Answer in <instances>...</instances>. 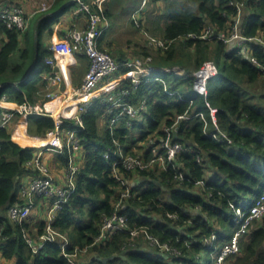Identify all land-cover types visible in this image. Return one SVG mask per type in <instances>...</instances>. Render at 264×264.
<instances>
[{
  "label": "trees",
  "instance_id": "1",
  "mask_svg": "<svg viewBox=\"0 0 264 264\" xmlns=\"http://www.w3.org/2000/svg\"><path fill=\"white\" fill-rule=\"evenodd\" d=\"M66 1L71 0H57L52 10ZM84 1L91 3V0ZM140 1L105 0L104 16L111 21L109 26L119 15L138 8ZM158 1L164 4L160 18L166 20V24L152 28L170 45L160 49L152 62L166 71H158L148 81L144 80L130 97L137 105L147 97V106L141 115L130 124L126 119L121 120L114 135L108 128L109 105L98 98L82 114L84 127L73 119L60 117V129H80L78 134L84 145L77 191L58 213L55 222L60 231L71 237L68 250L81 249L74 264H88L87 256L83 258L85 248L96 251V254L90 253L92 264H214L215 252L238 228L232 205L250 206L264 193V93L257 94L245 87L264 79V43L250 39H264V0H247L240 22L241 34L247 40L241 45L236 40L226 42L218 37L207 40L188 36L191 33L200 35L209 25L229 37L238 15L237 0L151 2ZM78 4L72 2L68 8ZM39 17L25 32L0 21V99L6 94L7 101L30 102L43 109L47 100L43 75L51 71L46 59L55 53L50 46L44 47L42 34L45 30L53 32L51 26L55 17L40 21ZM157 17L147 19L151 22ZM144 20L141 18L140 21L143 23ZM100 45L103 48L102 40ZM245 46L247 51L243 52ZM17 50L21 51L20 60L11 67V56ZM141 50L143 54L151 55L147 48L142 46ZM120 52L117 51V59H128L121 57ZM79 58L83 56L79 55ZM210 60L219 67L220 74L208 81L209 92L205 95L197 87L196 73ZM9 69V77H4ZM87 69L82 67L81 72ZM127 71L121 67L118 74ZM130 82L127 79L124 84ZM166 87L179 94H169ZM211 106L217 109L218 125L212 117ZM5 110L0 105V118ZM181 115L187 117L178 121ZM177 121L178 132L173 135L174 140L203 153L202 163L197 161L194 151L178 155V165L191 180H178L172 169H164L157 163L147 170L136 171H125L119 165L121 176L127 180V186L124 185L113 171V164L119 158L115 153L122 150L144 154L146 161L150 160L151 147L164 140L166 128ZM12 122L18 123L14 133L11 123L0 128L2 257L14 264H73L61 254L58 241L49 242L39 253H33L23 238L21 226L8 217L9 206L18 200L20 181L27 175L36 174L26 166L36 147H32L35 141L29 140L25 133L36 135L35 139L46 137L57 128V122L46 111L28 115L16 113ZM136 130L139 133L135 140L151 143L142 153L134 152L131 145ZM205 130L224 133L231 142L216 140ZM47 139L50 140L45 138L43 142ZM108 152L110 157L106 156ZM51 156H55L54 163L59 167H64L68 161L65 152H50ZM199 180H205V186L199 185L205 189L203 191L195 190ZM126 188L131 194L124 199L122 193ZM120 200L122 212L128 216L127 231L95 243L102 230L103 218L115 211V204ZM33 226H37L39 232L44 230L43 223L38 221ZM133 229H145L146 232L139 231L133 236ZM148 234L171 245L176 252L149 246ZM240 245L241 251L231 254L226 264H264V216L250 225L249 232L241 237Z\"/></svg>",
  "mask_w": 264,
  "mask_h": 264
},
{
  "label": "built area",
  "instance_id": "2",
  "mask_svg": "<svg viewBox=\"0 0 264 264\" xmlns=\"http://www.w3.org/2000/svg\"><path fill=\"white\" fill-rule=\"evenodd\" d=\"M105 0H96L92 4L86 3L84 0H78L80 3L79 12H83L86 18L85 25H79L76 22L64 31L59 39H56L50 45V49L55 55L48 57L46 63L51 67V71L46 72L43 77L46 81L47 89L45 96L47 98L43 109L39 105L25 102L17 104L14 108H5L7 102L6 94H3L0 99V105L6 109L0 118V128L7 127L16 113L20 114H41L46 113L53 116L57 122V128L50 132V143L47 145L35 146L36 150L32 153V157L26 161V166L36 171V174L29 175L28 178L22 179L18 187V200L9 206L8 217L11 221L21 226L23 238L31 248L33 253H39L47 243L60 242L61 254L74 264L75 258L78 256L81 249L78 247L74 251H69L71 247V237L69 234L62 232L56 227L55 222L58 213L63 209V206L77 191V178L81 168L80 153H82L84 145L79 137L80 129H70L63 131L59 127L60 117L64 116L75 120L80 126L84 127L82 114L88 111L92 106L93 100L98 98L103 104L109 105L111 118L109 119V130L111 135L115 134L118 124L121 120L126 119L130 124L133 119L138 118L142 111L147 106V97L145 96L139 105L131 102L130 97L141 86L144 80L148 81L154 73L158 71H166L165 68L154 66L151 63V58L147 57L144 60L139 57L128 58L125 61L117 59L108 49L101 48V40L104 37L109 22L104 16ZM152 0H141L139 7L132 12V19L136 25L139 24L141 14L144 8ZM247 0H237L236 8L238 15L235 18L232 34L227 37L226 33L218 32L214 26H207L200 35L195 33L188 34L189 37H199L202 39H215L216 37L228 42L236 40L239 44H243L247 38L242 36L240 31V22L243 17V10ZM0 7V21L6 23L7 26L18 31L25 32L30 25V19L26 14L25 8L19 4H8ZM93 6L96 8L94 9ZM48 8L47 3L38 9L45 11ZM139 18V20H137ZM146 32V31H144ZM147 33V32H146ZM264 43L263 38H250ZM150 40V38H149ZM152 46L158 49H165L170 44L159 37H152L150 40ZM247 48L243 49L244 50ZM84 55L90 61L89 69L84 76L83 82L71 91L65 92L62 88V82H67V77L63 73V59L69 58V64L77 55ZM255 62L256 60L253 59ZM148 65H145L146 63ZM153 65V66H152ZM121 67L128 69L123 74H118ZM196 84L198 89L205 95H208V81L220 74L219 67L214 61H206L201 69ZM129 79V84H124V81ZM161 79V77H156ZM16 85V84H13ZM169 94L174 95L177 91H170ZM179 94V93H178ZM77 101L75 109L68 108L71 101ZM57 102V105L52 104ZM60 104V105H59ZM68 111V112H67ZM217 109L211 106L212 117L217 124L216 117ZM71 114L70 116L65 115ZM203 117L202 113H199ZM187 115L179 116V119L186 118ZM177 123L172 127L166 128L167 137L151 147L152 157L150 160L144 158V154L126 153L120 150L117 154L119 157L113 164L114 174L121 182L127 186V180L121 176L119 165H122L125 171L147 170L154 164L161 165L162 168H170L174 171V175L178 180L188 179L181 167L177 163L178 155L186 151H194L196 159L199 163L203 162V153L200 149H194L192 146L185 145L179 141H175L173 135L178 132ZM207 135L214 136L216 140L231 142L228 136L224 133H210L205 130ZM121 148V147H120ZM122 149V148H121ZM65 152L68 156L67 163L63 167L62 176H57L53 167L49 163V153ZM107 157L111 154L106 153ZM196 185L205 186V180L196 181ZM129 188H126L122 193L125 199L130 196ZM40 202V203H39ZM235 209L236 222L238 228L232 234L230 239L222 246L219 251L214 254V264H226L228 257L231 254H237L241 251L240 239L249 232L250 225L264 216V193H262L254 204L247 205H232ZM37 210L42 212L37 220L43 223L44 230L39 232L37 226L32 227L35 231V236H32L27 223ZM173 216V215H170ZM128 216L122 212V200L115 204V211L111 215H105L103 218V226L101 233L96 239L102 241L109 238L120 231H127ZM139 231L145 229H133L132 235L138 234ZM2 232V231H1ZM0 232V233H1ZM146 232V231H145ZM153 242H157L159 247L164 251H171L166 248L167 243H162L159 238L147 235ZM216 236H214V239ZM4 263L2 253L0 251V264Z\"/></svg>",
  "mask_w": 264,
  "mask_h": 264
},
{
  "label": "rangeland",
  "instance_id": "3",
  "mask_svg": "<svg viewBox=\"0 0 264 264\" xmlns=\"http://www.w3.org/2000/svg\"><path fill=\"white\" fill-rule=\"evenodd\" d=\"M5 1L6 0H3V1L0 0V7H4L3 4L8 5V4H5L7 2V1L6 2ZM10 4L11 5L12 4H18V2L12 0V1H10ZM79 4H78L77 8H79V6H80ZM164 9H165V7H164V4L162 2L158 1V2L153 3L150 1L149 4L144 8V11L140 17V20H141V18L142 19L145 18V20L143 21V23L141 21H138L139 22L138 25H136L132 19V11H129L125 14L119 15L117 18L114 19V23L113 24L111 23V27L109 26L110 28H108L106 35L102 39L103 48L108 49L115 57L118 54L117 51H121L119 54L121 57H127V58L139 57V59H142V60H144L147 57L148 58L150 57L152 60L151 61V63H152L154 56L158 55V53L161 50L156 48L155 46H152V44L150 43V40L154 36L159 37V38L162 37V36H160L161 34L159 32L154 33L152 27L157 26V25L160 27H163L166 24V20L160 18V15L163 13ZM68 13H69V10H67L62 15L61 18H63ZM149 14H150V16H153V17H157V15H158L157 20L155 18H153L152 19L153 21L150 20L151 22H149V20H148L150 18ZM137 20H139V18H137ZM140 26L143 29H141ZM144 31H146L147 33ZM149 38H150V40H149ZM142 46L147 48L151 52V55L143 54V52H141ZM244 48H247V47L245 46V47H243V49ZM244 51L246 52L247 49H245ZM138 52L141 54L139 55ZM190 52L193 53V49H190ZM20 53H21V51L19 52V50H17L11 56V61H10L11 67L13 65H15L16 63H18V61L20 60ZM148 64L149 63L147 62L145 65H148ZM153 65L155 66V64H153ZM10 72H11V70L9 69L3 76L9 77ZM86 72H85V74H86ZM200 72L201 71L199 70L198 73H196V79L197 80H198V77L200 75ZM181 74H184V73H181ZM245 87L247 89H249L250 91L256 92L257 94H263L264 93V79L257 81L256 83L246 84ZM44 103L46 104L47 102H44ZM44 103H43V105H44ZM52 104L57 105V102H53ZM149 109H151V106H149ZM103 122H101V123L104 126ZM9 123H11L10 126H11L12 133H14L15 129L18 126V123L12 122V120ZM102 128L103 127H101V129ZM138 133H139V130H136V133H135L136 136L131 140V145H132L134 152L142 153L146 147L150 146L151 143L150 142L141 143L140 141L135 140L138 137ZM25 135L29 140L35 141V142H32V143H34L35 146H41L42 144H39V143H42L45 138H49V135H47L44 138L35 139L36 135H32L29 132H26ZM32 138H34V140ZM133 141H135V142L133 143ZM82 157H83V151H82V153H80V158H82ZM52 159H53V156H51V162H49L51 165H52V163H54L56 161V160L54 161V159L53 160ZM55 167L59 168L58 165H56ZM207 177H210L209 172H207ZM196 186L200 187L201 189H199L198 187H195V190L203 191L204 188H202L199 185H196ZM247 202H249V201H247ZM188 225H191V224H188ZM29 229L31 231L32 236H35L36 234H35L34 229L32 227H29ZM133 236H135V235H133ZM147 238L149 239V242H150V243L148 242L149 246L159 247V244L157 242H153L148 236H147ZM166 245H167L166 248H168L169 250H171L173 252H176V249L173 248L171 245H169V244H166ZM82 252L84 254L83 258L87 256L86 258H87L88 264H92L93 262L91 261L90 253L96 254V251L92 252L90 249L85 248L84 251H82ZM94 264H97V263L94 262Z\"/></svg>",
  "mask_w": 264,
  "mask_h": 264
},
{
  "label": "crops",
  "instance_id": "4",
  "mask_svg": "<svg viewBox=\"0 0 264 264\" xmlns=\"http://www.w3.org/2000/svg\"><path fill=\"white\" fill-rule=\"evenodd\" d=\"M6 1H5L6 2L5 4H10V1L12 0H6ZM13 1L18 2V4H20L21 6L25 8L26 14L30 19V24L33 20H35V18L38 15L40 16L39 21L50 18V17H55V19L53 20L52 26H51V28L53 29V32L51 33L48 30H45L42 34V41H43L44 47H47V46L49 47L54 40L59 39L64 33V31L73 22L78 23L80 26L86 24L85 15L83 12L81 11L79 12L78 10L79 8H77L78 6L77 7L72 6V7L67 8L66 11L69 10V13L65 15L63 18H61L62 15L66 12V11L62 12V8H63L64 3H66L67 1L64 2L62 5H60V7L56 6L57 7L56 10H52V7L55 5L57 0H13ZM94 1L96 0H92L90 4H92ZM43 3H47L48 8L45 11H38V9L43 5ZM48 10L49 12H47ZM79 55H77L75 59H73L72 63L69 64V68H70L69 70H68V67H65L62 69L63 73L67 77V82H62V88H64L65 92H69L72 90V88L79 86L84 80L85 72L88 71L89 69L90 61L88 60V58L84 55H81L83 56V58L80 59ZM85 66L88 69L81 72V68ZM46 89H47V86H45V90ZM14 104L15 106L17 105V103L15 102L7 101L4 104V106L5 108L9 109V108H14L15 107L13 106ZM38 137H41V136H38ZM48 142H50L49 139H47V141H45L44 143H48ZM48 158L51 162V157H48ZM53 159L55 161V157H53ZM51 166L53 167V170L57 176H62L63 167L56 168L55 167L56 163H52ZM28 176L29 175L23 177V179L28 178ZM41 214L42 212L40 210H37L35 213H33L32 217L28 221V223L31 224L30 225L31 227H34L33 226L34 223L40 218ZM3 264H14V261L4 260Z\"/></svg>",
  "mask_w": 264,
  "mask_h": 264
},
{
  "label": "bare ground",
  "instance_id": "5",
  "mask_svg": "<svg viewBox=\"0 0 264 264\" xmlns=\"http://www.w3.org/2000/svg\"><path fill=\"white\" fill-rule=\"evenodd\" d=\"M69 63V58H67V59H63V68H65V67H67L66 66V64H68ZM76 100L75 99H73L72 101H71V103L68 105V108H71V109H75V107H76V103H77V101L75 102ZM73 104H75L73 107H72V105ZM68 112V111H67ZM67 112H66V114L65 115H67V116H70L71 114H67ZM50 143V142H49ZM49 143H44V142H42V143H39V144H42V145H47V144H49Z\"/></svg>",
  "mask_w": 264,
  "mask_h": 264
},
{
  "label": "water",
  "instance_id": "6",
  "mask_svg": "<svg viewBox=\"0 0 264 264\" xmlns=\"http://www.w3.org/2000/svg\"><path fill=\"white\" fill-rule=\"evenodd\" d=\"M72 2H78V0H71V1L66 2V3L63 5L62 12H63V11H66V9L68 8V6H69ZM2 86H4V85H1V87H2Z\"/></svg>",
  "mask_w": 264,
  "mask_h": 264
},
{
  "label": "clouds",
  "instance_id": "7",
  "mask_svg": "<svg viewBox=\"0 0 264 264\" xmlns=\"http://www.w3.org/2000/svg\"><path fill=\"white\" fill-rule=\"evenodd\" d=\"M32 147H35V146H32Z\"/></svg>",
  "mask_w": 264,
  "mask_h": 264
}]
</instances>
